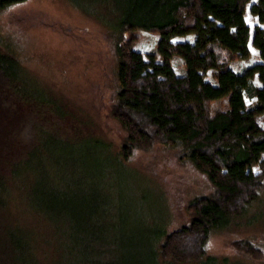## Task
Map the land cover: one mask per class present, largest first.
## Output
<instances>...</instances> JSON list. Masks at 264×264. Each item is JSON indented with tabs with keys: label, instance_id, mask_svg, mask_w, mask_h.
Here are the masks:
<instances>
[{
	"label": "rangeland",
	"instance_id": "rangeland-1",
	"mask_svg": "<svg viewBox=\"0 0 264 264\" xmlns=\"http://www.w3.org/2000/svg\"><path fill=\"white\" fill-rule=\"evenodd\" d=\"M117 15L113 0H24L0 9V50L14 62L0 74V264H173L159 257V238L186 221L188 199L210 191L166 149L120 158L123 132L107 115ZM244 22L248 57L228 64L235 73L264 64L250 42L262 24L248 7ZM132 33V50L158 62L159 36ZM170 64L185 73L181 58ZM204 79L213 82L210 70ZM252 82L259 85L256 74ZM256 120L263 125L264 113ZM241 239L260 257L230 246ZM206 256L191 264H264V179L243 213L210 234Z\"/></svg>",
	"mask_w": 264,
	"mask_h": 264
},
{
	"label": "trees",
	"instance_id": "trees-1",
	"mask_svg": "<svg viewBox=\"0 0 264 264\" xmlns=\"http://www.w3.org/2000/svg\"><path fill=\"white\" fill-rule=\"evenodd\" d=\"M22 1L0 0V9ZM113 1L118 15L109 37L115 91L107 115L123 132L118 154L126 160L135 150L166 149L205 177L210 191L185 202L186 221L163 233L155 247L161 259L173 264L196 263L210 258V234L242 214L262 188L264 124L256 119L264 113V64L239 73L228 64L248 57L246 7L262 24L250 42L264 62V0ZM135 30L159 36L158 62L132 50ZM189 33L194 34L192 42L170 41ZM173 56L182 59L183 75L173 73ZM12 60L0 50L2 76ZM208 70L213 82L204 79ZM254 74L258 86L252 82ZM223 98L227 108L215 106ZM255 165L258 173L250 170ZM230 246L252 259L261 255L247 240Z\"/></svg>",
	"mask_w": 264,
	"mask_h": 264
}]
</instances>
